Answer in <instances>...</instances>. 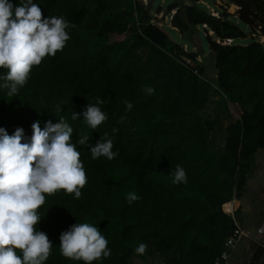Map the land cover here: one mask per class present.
<instances>
[{"label": "trees", "instance_id": "1", "mask_svg": "<svg viewBox=\"0 0 264 264\" xmlns=\"http://www.w3.org/2000/svg\"><path fill=\"white\" fill-rule=\"evenodd\" d=\"M226 1L238 7L235 13L218 8L213 15L199 0H176L165 12L159 7V21L171 15L174 29H166L137 0H34L43 17L70 23V39L33 66L15 97L0 89V127L9 135L22 127L30 137L36 120L43 128L64 117L74 128V143L89 135L87 145L77 144L87 176L81 197L59 190L46 194L38 209L37 228L53 243L45 264H85L64 257L59 240L71 225L85 222L100 229L111 250L91 264H133L135 256L144 261L146 251L136 252L141 243L162 255L177 250L173 264H215L236 229L222 206L244 197L256 154L264 150V43L257 38L264 35V0ZM198 27L214 55L212 77L200 55L168 32L191 39ZM248 37L249 44H239ZM227 39L233 43L224 44ZM142 48H148L145 57ZM6 72L0 68V75ZM146 87L154 94L147 95ZM217 96L227 114L222 152L207 142L219 121L201 114ZM98 97L108 118L93 130L83 111ZM73 112L79 119H71ZM105 138L117 155L93 159L89 146ZM177 165L186 183H173ZM130 192L139 199L129 203ZM263 252L258 248L253 260Z\"/></svg>", "mask_w": 264, "mask_h": 264}, {"label": "clouds", "instance_id": "2", "mask_svg": "<svg viewBox=\"0 0 264 264\" xmlns=\"http://www.w3.org/2000/svg\"><path fill=\"white\" fill-rule=\"evenodd\" d=\"M70 26L64 17H43L34 0H0V68L7 69L0 75V89L15 97L27 83L33 66L64 49L70 39L66 31ZM144 91L152 95L155 89L146 87ZM103 103L98 97L96 104L88 103L83 111L84 122L93 130L108 118L99 106ZM132 107L126 102L127 110ZM79 115L73 112L71 119L75 121ZM31 128L32 135L26 137L22 127L11 135L0 127V264H45L53 243L37 228L41 219L38 209L45 204L46 194L59 190L80 198L87 183L77 144L87 145L89 135H81L74 143V128L64 117L55 123L46 121L43 128L36 120ZM89 149L93 159L104 156L112 160L117 155L108 138L98 140ZM182 182H187L186 172L177 165L173 183ZM137 199L135 192L127 194L129 203ZM59 240L64 257L85 264L111 255L108 240L91 223L71 225ZM146 248L141 243L136 252L143 254Z\"/></svg>", "mask_w": 264, "mask_h": 264}, {"label": "crops", "instance_id": "3", "mask_svg": "<svg viewBox=\"0 0 264 264\" xmlns=\"http://www.w3.org/2000/svg\"><path fill=\"white\" fill-rule=\"evenodd\" d=\"M217 97L220 98L219 96ZM217 129H222V133H215ZM226 135L227 132L222 123H219L207 137L209 148L213 151L222 152L225 147ZM210 137L216 148L210 146ZM254 163V171L248 182L244 197L241 200L234 199L222 206V209L227 214L229 212L233 213L242 228L248 233L247 237L242 238L232 250L228 264H264V252L258 261L255 262L253 260L257 249L260 247L264 248V154L258 155ZM177 256L178 251L174 250L172 264Z\"/></svg>", "mask_w": 264, "mask_h": 264}, {"label": "rangeland", "instance_id": "4", "mask_svg": "<svg viewBox=\"0 0 264 264\" xmlns=\"http://www.w3.org/2000/svg\"><path fill=\"white\" fill-rule=\"evenodd\" d=\"M137 1L143 3L147 6V0H137ZM174 1H176V0H155L153 2V8L151 11L152 16L156 17L159 7H161L162 10L165 12V9L167 8V6ZM199 3L205 7H206V5H208L210 10L213 9L216 11V9H218V8H223V9L228 10V12H230V13H235L237 8H238L234 4H228L226 0H199ZM159 23H160V26L162 28L173 29V28L169 27V20L166 18L164 19V21H159ZM242 28H244L248 32V36L251 35L249 30H247V27L242 26ZM168 32H169L171 38L175 42L184 44V48L186 50H189L190 52L198 53L200 55V57H198L199 58L198 60L207 66L210 77L214 76V74L212 73L213 71H215L214 55L210 51L208 40H207L206 35H205V33L201 27L197 28V31L194 34V37H192L191 39L182 37L176 31L168 30ZM257 38L261 42L264 43V35L263 34L260 33L259 35H257ZM114 39L115 38L113 37L111 40H114ZM250 42H251V39L248 37V38L240 40L239 44L247 45ZM147 51H148V48H142L140 50V53L142 54L143 57H145L147 54ZM211 65H212V67H211ZM230 111L234 116L238 115L235 108L232 107L230 109ZM201 114L204 116V118H207V119H217L219 121V123H222V124L227 119L226 113L221 106V98H218V97L212 98L210 100V103L207 105V107H205V109L201 112ZM215 133H218V134L222 133V129L215 130ZM210 142H211L210 146L212 148H216L215 147L216 145H214L212 143L213 142L212 138L210 139ZM262 154H264V150L260 149L257 152L256 157L258 155H262ZM146 254H147V258L144 261L140 260L137 256H135L133 264H172L173 252L162 255V254H159L156 251H154L148 247L146 250Z\"/></svg>", "mask_w": 264, "mask_h": 264}, {"label": "built area", "instance_id": "5", "mask_svg": "<svg viewBox=\"0 0 264 264\" xmlns=\"http://www.w3.org/2000/svg\"><path fill=\"white\" fill-rule=\"evenodd\" d=\"M206 7L209 9V6L208 5H206ZM174 12H175V10H173L171 12V14H173ZM210 12L213 15H216L217 16V12L215 10L211 9ZM162 16H163L162 13L161 14H157L156 17H153L152 22L157 23V24L160 25L159 19ZM165 18L168 19V20H170L171 19V15L165 16ZM169 27L173 28L170 23H169ZM204 27H206V26L204 25ZM223 43L224 44H232L233 43V40L232 39H227ZM186 62L189 63L190 65L194 66V64L192 63V61L186 60ZM228 215L232 216V218L234 219L235 224H236V229L234 230V232L225 241V243H224V250L221 253V255L216 259L215 264H228V262L230 260V256H231L232 250L236 247V245L238 244V242L242 238H245L248 235V233L242 228L241 224L239 223V220L233 215V213L232 212H229Z\"/></svg>", "mask_w": 264, "mask_h": 264}, {"label": "water", "instance_id": "6", "mask_svg": "<svg viewBox=\"0 0 264 264\" xmlns=\"http://www.w3.org/2000/svg\"><path fill=\"white\" fill-rule=\"evenodd\" d=\"M154 1H155V0H147V8H148L149 12L152 11V8H153V2H154Z\"/></svg>", "mask_w": 264, "mask_h": 264}]
</instances>
